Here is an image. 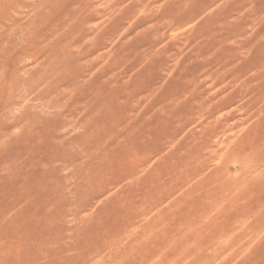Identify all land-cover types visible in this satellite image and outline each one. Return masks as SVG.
Instances as JSON below:
<instances>
[{"label": "rangeland", "instance_id": "1", "mask_svg": "<svg viewBox=\"0 0 264 264\" xmlns=\"http://www.w3.org/2000/svg\"><path fill=\"white\" fill-rule=\"evenodd\" d=\"M26 263L264 264V0H0V264Z\"/></svg>", "mask_w": 264, "mask_h": 264}, {"label": "bare ground", "instance_id": "2", "mask_svg": "<svg viewBox=\"0 0 264 264\" xmlns=\"http://www.w3.org/2000/svg\"><path fill=\"white\" fill-rule=\"evenodd\" d=\"M234 1H235V0H234ZM248 1H249V0H248ZM246 4H247V3H246ZM243 9H244V8H243ZM216 91H217V90H216ZM216 91H215V92H216ZM215 92H214V93H215ZM212 93H213V92H212ZM177 102H178V101H177ZM203 111H204V110H203ZM222 115H223V114H222ZM191 116H192V115H191ZM193 116H194V115H193ZM194 118H195V117H194ZM220 119H221V118H220ZM36 133H37V132H36ZM233 135H234V134H233ZM198 138H199V137H198ZM232 141H233V140H232ZM176 144H178V143H176ZM219 148H220V147H219ZM222 154H223V153H222ZM16 229H17V227H16ZM25 260L27 261V259H25ZM26 264H27V263H26Z\"/></svg>", "mask_w": 264, "mask_h": 264}]
</instances>
